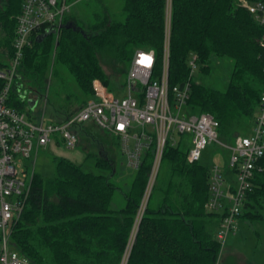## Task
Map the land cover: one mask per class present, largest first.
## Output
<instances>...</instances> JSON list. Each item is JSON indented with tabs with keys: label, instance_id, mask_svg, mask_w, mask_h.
Returning a JSON list of instances; mask_svg holds the SVG:
<instances>
[{
	"label": "trees",
	"instance_id": "trees-1",
	"mask_svg": "<svg viewBox=\"0 0 264 264\" xmlns=\"http://www.w3.org/2000/svg\"><path fill=\"white\" fill-rule=\"evenodd\" d=\"M124 1L126 18L122 22L114 20L105 8L92 23L67 17L64 23H73L77 29L62 28L58 40L45 30L35 35L19 68L20 84L25 82L39 94L47 88L56 64L73 74L85 98L57 123L73 117L93 96L95 79L119 94L124 83L121 76L126 77L137 49L155 50L161 63L170 3L171 87L190 81L191 110L214 115L222 141L232 145L237 137L245 136L247 126L255 122L264 91V28L240 0ZM22 3L0 0V69L9 67L13 58L16 18ZM192 53L199 56L202 73L210 71L213 58L234 62L225 91L190 78ZM106 64L114 76L107 74ZM115 80H120V85L114 84ZM2 85L0 80V89ZM20 90L16 82L8 104L25 112L28 102L21 98ZM116 141L111 137V144L117 145ZM153 157V151L145 153L128 189L116 180L115 168L107 158L96 157L95 165L110 171L108 176L86 173L66 158L54 161L53 177L35 173L25 211L13 228L18 252L33 264H122L137 230L127 264H216L221 249L216 230L223 215L206 208L210 167L201 161L188 163L185 151L167 144L156 184L140 216ZM119 191L124 206L114 209L111 205ZM239 218L264 220V157Z\"/></svg>",
	"mask_w": 264,
	"mask_h": 264
},
{
	"label": "built area",
	"instance_id": "built-area-1",
	"mask_svg": "<svg viewBox=\"0 0 264 264\" xmlns=\"http://www.w3.org/2000/svg\"><path fill=\"white\" fill-rule=\"evenodd\" d=\"M84 0H23L22 9L16 18L14 55L9 67L0 69V264H33L14 245L13 228L22 218L36 168L37 154L41 148L53 141H60L69 150L79 143L77 130L85 123L116 138L126 158V165L139 170L145 153L153 151V165L142 199L141 216L156 184L167 144L179 146L176 136L192 137L191 147L186 151L190 164L200 162L210 143L215 142L231 152L229 171L237 179H228L219 165L210 168L209 212L222 214L216 235L221 249L216 264H221L229 238L235 234L237 220L242 212L258 164L264 157V91L260 97L257 115L251 135L238 137L233 145L219 137V121L210 113L192 114L189 106L191 83L182 86L170 85V40L171 8L166 15L164 51L161 63L153 49H137L131 60L122 93L109 90L101 79L92 83L93 96L70 119L64 123L45 124L35 121L9 106L11 91L18 80L26 47L35 35L45 30L59 37L61 26L72 6ZM255 22L264 28V2L240 0ZM264 47V35L261 39ZM190 78L199 70V56L192 53L189 58ZM120 94H123L119 96ZM118 95V96H117ZM21 98L26 100L25 93ZM31 161L32 171L25 167ZM23 178H22V177ZM137 231V230H136ZM126 251L127 263L131 246ZM126 260V261H125Z\"/></svg>",
	"mask_w": 264,
	"mask_h": 264
},
{
	"label": "rangeland",
	"instance_id": "rangeland-1",
	"mask_svg": "<svg viewBox=\"0 0 264 264\" xmlns=\"http://www.w3.org/2000/svg\"><path fill=\"white\" fill-rule=\"evenodd\" d=\"M124 2V0H84L74 4L66 18L71 16L79 18L85 24L92 23L94 22L96 14L101 15L107 9L114 20L122 22L126 18ZM169 7H171L170 3ZM55 38L58 40L57 37ZM105 70L107 74L114 76L113 74L115 73L111 69L110 64L105 65ZM233 71L234 63L231 59L213 58L208 73H202L200 70H197L193 76L194 80L199 84L225 91L232 78ZM19 75L17 82L21 87L20 94L25 93L28 102L25 111L26 116H31L35 121L42 120L43 116L45 124L63 121L66 119V115L75 111L85 98L77 86L73 74L65 66L60 64L55 65V68L49 75L47 88L39 94L31 90L25 82L24 85L20 84L23 81ZM125 78V76H121V81L124 82ZM113 83L120 85V80H115ZM118 90L122 93L120 87ZM121 95L123 94L119 96ZM192 114L199 113L193 111ZM257 114L258 111L256 112ZM247 129V131L252 132L253 123L247 126ZM76 130L80 137L76 149L69 150L60 141L53 142L46 148H41L37 154L34 173L42 175L43 177H53L55 174L54 161L59 158H66L76 165H81L82 170L86 173L108 176L110 175V171L97 168L95 165L96 157L107 158L111 160L115 168L114 171L117 173L116 180L120 184H123L124 189H128L134 179L135 172L127 167L125 157L116 147H108V142L111 141L110 136L97 128L93 123H85ZM175 140L177 142L181 141L178 147L182 151L186 152L191 147L192 137L190 135L183 137L176 136ZM230 155L231 152L229 150L213 142L204 151L201 163L208 167L218 164L225 168L228 165ZM34 158L35 154L32 155L30 160L25 161L24 169L28 167L32 171L31 161ZM233 178L236 180L237 176L234 175ZM122 206H124V201L121 196V191H119L116 192L111 207L119 209ZM136 232V230L133 231L132 240H135ZM237 253L242 254L243 264H264V220L251 222L247 218H238L235 234L227 241L221 264H240L234 258V254Z\"/></svg>",
	"mask_w": 264,
	"mask_h": 264
},
{
	"label": "crops",
	"instance_id": "crops-1",
	"mask_svg": "<svg viewBox=\"0 0 264 264\" xmlns=\"http://www.w3.org/2000/svg\"><path fill=\"white\" fill-rule=\"evenodd\" d=\"M234 63V62H233ZM258 114H259V108H258ZM193 111H191V113H192ZM257 114V115H258ZM33 119V118H32ZM253 126H254V124H253ZM251 133L252 132H249V131H247V133H246V135L245 136H249V135H251ZM112 136H110V138H111ZM239 137H244V136H239ZM112 138H114V137H112ZM238 138V137H237ZM236 138V139H237ZM53 142H58V140H55V141H53ZM52 142V143H53ZM117 142V145H113V144H111V142H108V147L109 148H112V147H116L117 149H118V151L123 155V153H122V151H121V149H120V146H119V143H118V141H116ZM112 145V146H111ZM233 145V144H232ZM204 155V154H203ZM124 156V155H123ZM203 158V157H202ZM202 161V160H201ZM125 164H126V158H125ZM228 164H229V162H228ZM214 165H218V164H214ZM213 166V165H212ZM220 166V165H219ZM221 167V166H220ZM211 168V167H210ZM223 170H224V172H225V175H226V177L228 178V179H234L233 178V176L231 175V172L229 171V166L227 165V167H221ZM218 230H219V224H218V226H217V232H216V235H217V233H218ZM234 258H236L237 260H238V262L240 263V264H243V262H242V260H243V257H242V254H239V253H237V254H234Z\"/></svg>",
	"mask_w": 264,
	"mask_h": 264
},
{
	"label": "water",
	"instance_id": "water-1",
	"mask_svg": "<svg viewBox=\"0 0 264 264\" xmlns=\"http://www.w3.org/2000/svg\"><path fill=\"white\" fill-rule=\"evenodd\" d=\"M64 27L67 28V29H70V28H73L74 30L77 29V26L76 25H74L73 23H69V22L66 23V24H64V25H62L61 26V29L64 28Z\"/></svg>",
	"mask_w": 264,
	"mask_h": 264
},
{
	"label": "bare ground",
	"instance_id": "bare-ground-1",
	"mask_svg": "<svg viewBox=\"0 0 264 264\" xmlns=\"http://www.w3.org/2000/svg\"><path fill=\"white\" fill-rule=\"evenodd\" d=\"M136 227V226H135ZM219 253V252H218Z\"/></svg>",
	"mask_w": 264,
	"mask_h": 264
}]
</instances>
